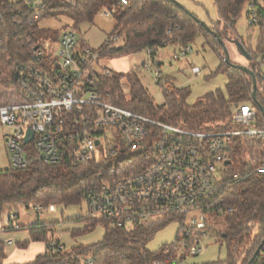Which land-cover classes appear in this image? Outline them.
I'll use <instances>...</instances> for the list:
<instances>
[{
  "label": "trees",
  "instance_id": "16d2710c",
  "mask_svg": "<svg viewBox=\"0 0 264 264\" xmlns=\"http://www.w3.org/2000/svg\"><path fill=\"white\" fill-rule=\"evenodd\" d=\"M121 1L75 0L74 4H65L64 0H48L46 6L37 12L24 10L12 14L7 8L9 0H0V106L15 102L16 91L11 80L16 68L30 61L32 52L45 43L44 39L52 37L57 41L61 35V31L41 28L40 22L67 16L74 23L71 29L78 35V45L90 47L80 37V28L86 24L94 25L96 18L107 11L116 25L105 43L96 49L100 57L133 56L146 51L156 59L161 49L172 46L182 50L202 36L221 59L214 74L227 77L224 90L206 94L194 106L188 104L191 95L188 87H178L173 76L163 77L157 83L163 90L164 103L157 107L135 70L126 74L110 70L108 74L107 71L96 73V86L113 93L117 105L166 124L208 133L243 129L232 121V116L242 106L252 105L258 110L255 127L264 129V115L258 106L259 103L264 108V10L259 13L258 25L250 26V29H259L256 49H253L239 38L236 31V24L249 0H214L219 18L210 28L219 38L171 0H128V5ZM122 38L123 43L117 45ZM219 39L224 42L226 39L239 40L252 58L248 67L257 78V102L252 95L251 77L224 61V47ZM158 65L161 68L159 61ZM263 164L264 139L232 137L228 143L227 169L218 186V200L223 212L217 215L221 219L209 222L206 229L195 230L187 238H183L180 227L175 243L164 245L157 251L149 250L148 243L158 231L176 220L163 219L126 230L101 217L79 218L76 222L84 226L73 230L72 235L92 232L98 226L104 227L105 234L100 243L77 247L70 252H65L61 242L54 238L53 224L38 223L28 227L29 239L17 244L21 249H27L32 243L45 246L44 253L25 264H88L89 261L92 264H183L186 256L191 255L189 247L195 244V239L210 236L226 245L227 264H248L264 242V176L254 172ZM140 166L133 154L123 162L119 159L94 160L78 166L34 162L25 169L10 166L0 170V217L15 215L19 207L30 210L42 206L48 210L50 206H79L84 203L82 189L98 181L102 174L113 172L116 176H123ZM9 229L14 228H3ZM183 240L187 241L186 246ZM5 245L0 242V264H4L7 257ZM252 264H264V246Z\"/></svg>",
  "mask_w": 264,
  "mask_h": 264
},
{
  "label": "built area",
  "instance_id": "2783aa9c",
  "mask_svg": "<svg viewBox=\"0 0 264 264\" xmlns=\"http://www.w3.org/2000/svg\"><path fill=\"white\" fill-rule=\"evenodd\" d=\"M47 2L9 0L7 8L12 14L37 12ZM121 2L128 5V0ZM247 3L248 25L256 26L264 0ZM99 16L110 17V13L103 11ZM60 31L58 40L52 41L59 46L53 53L60 62H46V52L51 50L46 42L37 46L30 61L18 66L11 80L15 102L0 106V124L13 131L6 141L10 166L25 169L34 162L50 166H78L94 160L123 162L133 154L141 164L138 170L123 176L102 174L82 189L88 213L126 230L173 219L180 223L183 238L206 229L210 222L207 214L223 212L218 186L227 169L230 139H264V129L255 127L257 108L245 105L234 112L232 121L243 129L217 133L188 130L133 113L117 105L113 93L96 86L99 52L80 47L71 28ZM191 52L187 45L171 58L180 60ZM148 56L142 67L160 80L163 74L158 61ZM104 72L108 74V70ZM199 72L193 68L194 74ZM254 172L264 176V164ZM55 210V206L48 209ZM13 217L8 218V225L15 228ZM200 241L196 238L189 247L191 255L201 250Z\"/></svg>",
  "mask_w": 264,
  "mask_h": 264
},
{
  "label": "rangeland",
  "instance_id": "374dc122",
  "mask_svg": "<svg viewBox=\"0 0 264 264\" xmlns=\"http://www.w3.org/2000/svg\"><path fill=\"white\" fill-rule=\"evenodd\" d=\"M181 3L185 9L202 22H205L209 27H213L214 23L218 21L217 9L215 7L214 0H175ZM65 4H73L74 0H64ZM248 3L246 4V9ZM244 10L242 16L236 24V31L240 39L249 43L253 49H256L259 29L256 27L250 29L248 25V14ZM110 25L113 23L111 17L105 19ZM112 22V23H111ZM42 27L48 25L54 29L60 28V30H66L73 27L74 23L72 19L67 16L57 17L53 23H41ZM99 25V24H98ZM53 30V31H60ZM80 37L93 49H99L107 40L105 31L97 25H83L79 32ZM51 50L46 52V62L49 60L52 62L58 59V55H54L53 51H58L59 46L52 43V37L44 39ZM123 43V38L117 43L120 45ZM239 40L226 39L225 45L230 55V62L235 66L251 65L252 61L247 56L241 53L238 46ZM192 52L185 58L180 60H172L171 55L174 52H179V48L168 46L159 51L160 57L164 60L161 65L160 71L163 77L175 78L176 85L178 87H188L191 90V95L188 98V104L191 106L199 104L204 96L208 93L215 92L217 90H224L227 84V77L225 74L215 75L221 64L220 57L216 54L213 48L202 37L198 36L193 43H191ZM52 51V52H51ZM149 60L147 52H141L133 56H121V57H99L98 62L95 65L96 71L99 73L105 70L116 71L118 73H129L130 71H136L141 77L145 87L147 88L150 96L153 98L157 107H160L164 103V94L158 80H156L154 74L148 70L143 69L142 65ZM60 62V60H59ZM193 68L200 69L198 74L193 73ZM264 73V67H263ZM259 89L261 87L259 85ZM13 131L6 126L0 124V170H6L10 167L8 154L6 150V141L12 136ZM151 157L148 158L150 160ZM12 224L15 228L9 231H3L2 233L11 235L15 238V247H18L19 242H24L29 239L28 227L42 224H53L54 226V238L61 242L65 252H70L74 248L81 246H92L102 241L105 229L103 226L96 227L92 232L72 235L73 230L80 229L84 226L83 223H78L76 220L87 216L93 217L88 213V209L85 203L74 207L57 206L54 212L43 210L38 212L36 208L26 209L25 207H19L16 213H14ZM208 220H220L217 214H207ZM5 223L6 218H2ZM7 222V221H6ZM7 225L6 227H8ZM17 226L19 228H17ZM179 222H172L165 226L162 230L158 231L148 243L147 247L151 251H157L164 245H172L175 243L180 229ZM8 232V233H6ZM199 246L201 250L195 255H187L183 264H227L228 252L226 245L217 241L210 236H205L201 239ZM182 253L179 254V258Z\"/></svg>",
  "mask_w": 264,
  "mask_h": 264
},
{
  "label": "crops",
  "instance_id": "0c3cea01",
  "mask_svg": "<svg viewBox=\"0 0 264 264\" xmlns=\"http://www.w3.org/2000/svg\"><path fill=\"white\" fill-rule=\"evenodd\" d=\"M74 2H75V0H74ZM106 18H109V17L98 16L95 20L94 25L101 27L105 31L106 35L108 36L109 34H111L113 32L116 24H115V21L113 20V23L111 22L112 25H110V23H108L105 20ZM55 19L44 20V21L40 22V24L43 22L47 23V24L48 23L51 24L54 22ZM40 27L43 29H49L52 31L58 30V29L60 30V28L54 29L52 27H48V25L45 27H42L40 25ZM156 59H157V61H159L161 63V65L163 64L164 60L160 57V54ZM7 225H8V217H6L5 223H3V220L0 217V242L2 241L6 244L5 245V252H6L7 257L4 260V264H25V263L33 261L37 255L45 252V246H44V244H41V243H32L27 249H21L20 247H15V238L11 235H7V234L2 233L3 231H9L11 229L1 231ZM6 233H8V232H6Z\"/></svg>",
  "mask_w": 264,
  "mask_h": 264
},
{
  "label": "water",
  "instance_id": "95a60500",
  "mask_svg": "<svg viewBox=\"0 0 264 264\" xmlns=\"http://www.w3.org/2000/svg\"><path fill=\"white\" fill-rule=\"evenodd\" d=\"M173 1L174 3H176V5L182 9H185V7L175 1V0H171ZM186 10V9H185ZM186 12L188 13V15H190L195 21H197L198 23H200L208 32L214 34L216 37L219 38V36L215 33L214 30H212L205 22H202L201 20L198 19V17H196L194 14H192L191 12L187 11ZM219 42L220 44L224 47V61L228 64V65H231V66H234L236 68H239L241 70H243L244 72H246L252 79V84H253V90H252V95H253V99L255 102L256 101V91H257V86H258V82H257V78H256V75L255 73L249 68V67H245V66H235V65H232L231 62H230V55H229V52H228V49L225 45V42L224 40L222 39H219ZM240 50H241V53L245 56L248 57V59H250L252 61V58L250 56H248V54L244 51L243 49V46L241 45V43L238 44ZM258 106L260 107V110L262 111L263 115H264V108L258 103ZM33 134L31 133V136ZM30 139H26V142H28ZM264 246V242L263 244L259 247V249L256 251V253L254 254L253 258L248 262V264H252L255 260V258L257 257V255L259 254L260 250L262 249V247Z\"/></svg>",
  "mask_w": 264,
  "mask_h": 264
}]
</instances>
